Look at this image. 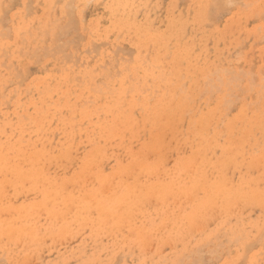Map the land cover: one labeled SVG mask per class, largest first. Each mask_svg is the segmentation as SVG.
Wrapping results in <instances>:
<instances>
[{
    "label": "rangeland",
    "instance_id": "rangeland-1",
    "mask_svg": "<svg viewBox=\"0 0 264 264\" xmlns=\"http://www.w3.org/2000/svg\"><path fill=\"white\" fill-rule=\"evenodd\" d=\"M200 260L264 264V0H0V264Z\"/></svg>",
    "mask_w": 264,
    "mask_h": 264
},
{
    "label": "bare ground",
    "instance_id": "bare-ground-1",
    "mask_svg": "<svg viewBox=\"0 0 264 264\" xmlns=\"http://www.w3.org/2000/svg\"><path fill=\"white\" fill-rule=\"evenodd\" d=\"M214 1V0H213ZM225 1V0H224ZM222 5H223V3H222ZM219 8V7H218ZM70 23H68V25H69ZM76 24H77V22H76ZM75 24V25H76ZM71 25V24H70ZM73 26V25H72ZM71 26V27H72ZM68 27V26H67ZM75 28V27H74ZM67 29H69V28H67ZM8 34V32L6 33V35ZM7 37V36H6ZM97 46H99V45H97ZM63 48V47H62ZM97 48V47H96ZM99 48V47H98ZM45 50V52L47 51L46 49H44ZM4 51V50H3ZM60 51V50H59ZM5 52V51H4ZM48 52V51H47ZM57 52H58V50H57ZM89 52V51H88ZM93 52V51H92ZM5 54V53H4ZM52 55V54H51ZM69 56V55H68ZM54 57V56H53ZM70 57V56H69ZM77 60V59H76ZM38 62V61H37ZM3 64H5V63H3ZM2 64V65H3ZM127 68V67H126ZM219 72V71H218ZM225 72V71H224ZM20 73V72H19ZM27 73H28V71H27ZM232 73H234V72H232ZM119 74V73H118ZM214 74H215V72H214ZM227 74V73H226ZM231 76H233V75H231ZM18 77V76H17ZM232 78V77H231ZM233 78H235V77H233ZM236 80H237V78H235ZM234 80V79H233ZM211 81V80H210ZM232 80H230V82H231ZM10 83V82H9ZM208 83V82H207ZM206 83V84H207ZM97 84V83H96ZM105 85V84H104ZM103 85V86H104ZM205 88V87H204ZM206 89V88H205ZM216 90H218V89H216ZM207 91V90H206ZM99 92V91H98ZM226 96V95H225ZM230 97L232 96L231 94L229 95ZM224 99V98H223ZM237 100V99H236ZM237 102V101H236ZM230 103H231V100H230ZM227 104V103H226ZM224 106V105H223ZM229 107V106H228ZM76 119V118H75ZM208 122V121H207ZM195 123V122H194ZM3 125V124H2ZM232 124H229V127H232L231 126ZM190 127H193V130L195 129V130H198V128H206L207 127V124L206 123H203V122H199V123H197L195 126H190ZM209 135V134H208ZM197 137H198V135H196ZM222 138V137H221ZM195 152V151H194ZM145 159V158H144ZM251 159V158H250ZM33 162V161H32ZM156 169V168H155ZM140 173V172H139ZM24 174H26V173H24ZM27 175H29V174H27ZM118 181V180H117ZM163 181V180H162ZM164 182V181H163ZM141 183V182H140ZM145 184V183H144ZM89 185V184H88ZM176 186V185H175ZM81 189V188H80ZM107 199V198H106ZM94 200V199H93ZM174 200V199H173ZM147 203V202H146ZM133 204V203H132ZM110 207V206H109ZM150 207V206H149ZM126 211H127V209H126ZM47 212V211H46ZM41 214V213H40ZM134 216V215H133ZM55 219V218H54ZM97 222V221H96ZM123 227V226H122ZM116 229V228H115ZM47 230V229H46ZM50 230V229H49ZM98 231V230H97ZM110 231V230H109ZM113 233V232H112ZM69 234V233H68ZM106 238V237H105ZM65 239V238H64ZM54 240V239H53ZM105 244V243H104ZM26 245V244H25ZM248 245H250V244H248ZM221 246V245H220ZM144 247V246H143ZM219 247V246H218ZM145 248V247H144ZM215 248H217V247H215ZM199 251H200V248L198 249ZM211 251H213L214 252V250H210V252ZM216 252H217V250H216ZM200 253V252H199ZM218 253V252H217ZM192 254V253H191ZM201 254V253H200ZM199 254V255H200ZM210 254V253H209ZM194 255H196V254H194ZM198 256V255H197ZM217 256V255H216ZM3 257V256H2ZM187 257H189V256H187ZM199 257V256H198ZM246 257V256H245ZM186 258V257H185ZM203 258V257H202ZM217 258V257H216ZM199 259V258H198ZM200 259H201V257H200ZM244 259V258H243ZM6 261V260H5ZM194 261V260H193ZM198 261V260H197ZM201 261V260H200ZM181 263V262H180ZM197 262H195V264H196ZM201 263L203 264V262L201 261ZM182 264V263H181Z\"/></svg>",
    "mask_w": 264,
    "mask_h": 264
}]
</instances>
